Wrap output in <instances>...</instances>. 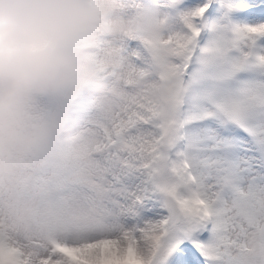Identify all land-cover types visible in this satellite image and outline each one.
Returning a JSON list of instances; mask_svg holds the SVG:
<instances>
[{
  "label": "snow or ice",
  "instance_id": "obj_1",
  "mask_svg": "<svg viewBox=\"0 0 264 264\" xmlns=\"http://www.w3.org/2000/svg\"><path fill=\"white\" fill-rule=\"evenodd\" d=\"M116 2L156 30L77 42L115 99L0 168V264H264V0Z\"/></svg>",
  "mask_w": 264,
  "mask_h": 264
},
{
  "label": "clouds",
  "instance_id": "obj_2",
  "mask_svg": "<svg viewBox=\"0 0 264 264\" xmlns=\"http://www.w3.org/2000/svg\"><path fill=\"white\" fill-rule=\"evenodd\" d=\"M116 0H0V168L29 158L63 133L65 121L48 107L87 85L91 95L115 99L81 61L78 41L101 34L123 40L151 32V18L118 10ZM144 78L137 92L155 98Z\"/></svg>",
  "mask_w": 264,
  "mask_h": 264
}]
</instances>
